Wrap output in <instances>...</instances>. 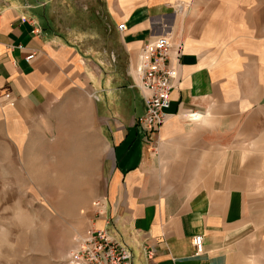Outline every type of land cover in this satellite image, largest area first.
Instances as JSON below:
<instances>
[{"label": "crops", "instance_id": "crops-1", "mask_svg": "<svg viewBox=\"0 0 264 264\" xmlns=\"http://www.w3.org/2000/svg\"><path fill=\"white\" fill-rule=\"evenodd\" d=\"M0 13V179L41 148L77 162L90 194L96 163L103 214L92 209L88 227L123 243L133 264H264L232 165L236 127L264 108V0H0ZM160 36L172 46L171 106L147 144L137 68Z\"/></svg>", "mask_w": 264, "mask_h": 264}, {"label": "rangeland", "instance_id": "rangeland-1", "mask_svg": "<svg viewBox=\"0 0 264 264\" xmlns=\"http://www.w3.org/2000/svg\"><path fill=\"white\" fill-rule=\"evenodd\" d=\"M244 118L234 132L241 163L232 165L234 174L244 178L248 205L243 213L252 222L249 229L263 234L264 108H252ZM52 159L40 148L31 162L6 164L7 177L0 182L10 192L0 194V264H69L75 237L88 228L93 203L102 197L99 167L91 163V193L83 194L79 164Z\"/></svg>", "mask_w": 264, "mask_h": 264}, {"label": "built area", "instance_id": "built-area-1", "mask_svg": "<svg viewBox=\"0 0 264 264\" xmlns=\"http://www.w3.org/2000/svg\"><path fill=\"white\" fill-rule=\"evenodd\" d=\"M1 22V13H0ZM34 25V24H33ZM119 32L126 30L125 23L118 25ZM171 42L167 36H160L152 43L142 47L137 68L138 82L135 88L140 92L144 112L136 122L143 142H153L154 135L167 121L171 106L170 94L173 89L174 74L169 66ZM21 48V47H19ZM34 57L29 54L28 62ZM189 122H198L201 115L196 112L185 114ZM97 215L103 214L100 200L93 203ZM203 238L198 235L192 239L196 254L203 252ZM151 255V254H149ZM69 264H133L131 251L120 241L112 238L105 230L88 227L78 234L68 255Z\"/></svg>", "mask_w": 264, "mask_h": 264}]
</instances>
